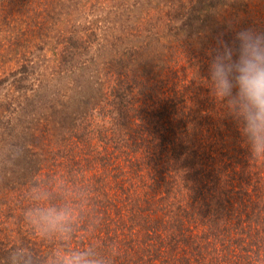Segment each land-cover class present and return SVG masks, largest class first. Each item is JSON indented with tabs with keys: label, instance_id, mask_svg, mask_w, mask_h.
<instances>
[{
	"label": "trees",
	"instance_id": "trees-1",
	"mask_svg": "<svg viewBox=\"0 0 264 264\" xmlns=\"http://www.w3.org/2000/svg\"><path fill=\"white\" fill-rule=\"evenodd\" d=\"M147 11L121 19V49L94 76L45 93L22 85L20 69L0 92V264L16 246L37 264L64 246L23 218L29 187L45 180L85 193L68 247L93 245L111 264H264V157L250 155L204 77L219 41L264 30V0H160ZM68 52L71 66L84 50Z\"/></svg>",
	"mask_w": 264,
	"mask_h": 264
},
{
	"label": "clouds",
	"instance_id": "clouds-1",
	"mask_svg": "<svg viewBox=\"0 0 264 264\" xmlns=\"http://www.w3.org/2000/svg\"><path fill=\"white\" fill-rule=\"evenodd\" d=\"M211 97L236 123L254 158L264 157V30L240 28L209 53L206 74ZM25 223L43 240L59 241L40 264H111L95 246L68 247L83 226L87 197L66 182L34 181L26 193ZM95 227V219L92 221ZM8 264H37L30 248L14 247Z\"/></svg>",
	"mask_w": 264,
	"mask_h": 264
},
{
	"label": "rangeland",
	"instance_id": "rangeland-1",
	"mask_svg": "<svg viewBox=\"0 0 264 264\" xmlns=\"http://www.w3.org/2000/svg\"><path fill=\"white\" fill-rule=\"evenodd\" d=\"M155 1L160 0H0V92L5 93L20 69L30 77L22 85L34 82L45 93L67 86L72 78L80 81L78 74L94 76L93 71L103 67L99 61L121 49L117 39L123 36L115 40L121 19L138 16ZM107 37L110 44L92 63L90 56ZM79 48L84 52L75 54L70 66L68 51Z\"/></svg>",
	"mask_w": 264,
	"mask_h": 264
}]
</instances>
